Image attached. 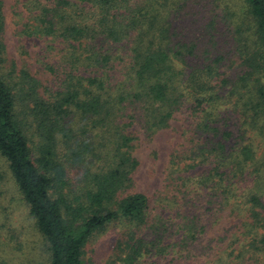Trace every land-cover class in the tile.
<instances>
[{
	"label": "trees",
	"instance_id": "1",
	"mask_svg": "<svg viewBox=\"0 0 264 264\" xmlns=\"http://www.w3.org/2000/svg\"><path fill=\"white\" fill-rule=\"evenodd\" d=\"M26 6L23 33L51 39L54 80L41 87L8 59L0 0V155L49 264H85L89 243L120 225L108 264H264V159L228 145L225 116L242 110L264 131V0ZM180 118L172 194L153 206L134 191V132L153 141Z\"/></svg>",
	"mask_w": 264,
	"mask_h": 264
},
{
	"label": "rangeland",
	"instance_id": "2",
	"mask_svg": "<svg viewBox=\"0 0 264 264\" xmlns=\"http://www.w3.org/2000/svg\"><path fill=\"white\" fill-rule=\"evenodd\" d=\"M2 1L6 19L3 36L8 59L16 64L18 71L23 69L29 71L40 81L41 87L45 88L54 80L53 74L45 66L55 59L53 57L55 54L49 49L51 39L30 37L23 33L24 25L30 18L26 6L29 0ZM262 83L264 84V78ZM240 113L242 110L225 114L228 118L230 117L227 130L232 133L228 145L242 147L253 144L256 156L261 161L264 159V131L243 126L242 122L245 120ZM182 118L174 122V129L161 133L153 141H146L139 132H134L139 137L134 154L140 162L133 177L134 191L146 194L153 206L164 207L166 200L169 199L167 197L172 194L165 182V170L171 154L183 149L185 136L181 137V133L186 127L183 126ZM240 196L241 194L234 201L240 199ZM121 233L122 225L111 226L104 234L90 242L84 257L85 264H108ZM218 236H220V231L215 232L214 237L217 240ZM0 264H49L46 243L18 191L8 163L1 155Z\"/></svg>",
	"mask_w": 264,
	"mask_h": 264
}]
</instances>
